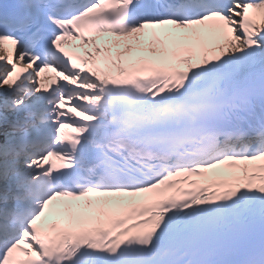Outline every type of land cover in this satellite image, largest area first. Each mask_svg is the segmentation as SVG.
<instances>
[{"label":"snow or ice","instance_id":"1","mask_svg":"<svg viewBox=\"0 0 264 264\" xmlns=\"http://www.w3.org/2000/svg\"><path fill=\"white\" fill-rule=\"evenodd\" d=\"M0 264H264V0H0Z\"/></svg>","mask_w":264,"mask_h":264}]
</instances>
